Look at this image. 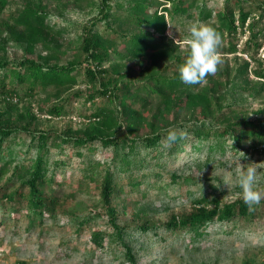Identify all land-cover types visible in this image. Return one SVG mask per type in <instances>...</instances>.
I'll list each match as a JSON object with an SVG mask.
<instances>
[{
    "label": "trees",
    "instance_id": "obj_1",
    "mask_svg": "<svg viewBox=\"0 0 264 264\" xmlns=\"http://www.w3.org/2000/svg\"><path fill=\"white\" fill-rule=\"evenodd\" d=\"M45 1L22 0L6 12L10 0H0V235L7 219L22 209L27 228L56 217L60 203L74 194L66 193L64 181L57 178L67 164L62 156L70 151L68 157L83 162L81 178L98 188L97 203L82 215L72 213L71 219L89 230L93 247L115 243L121 249L120 264H139L130 237L157 225L144 218L143 206L133 216L134 225L120 220L117 200L127 204L125 189L139 190L148 172L162 166L163 150L171 156L187 141L194 153L205 147V157L194 160L198 169L214 151L227 147L264 154V100L252 111L255 116L233 106L264 93V58L256 56L264 41V0H220V6L210 0H87L97 12L80 24L73 47L65 39L68 27L57 21L68 6L54 0L55 13L48 6L53 0ZM100 22L103 32L96 28ZM201 24L220 34L234 62L222 58L206 83L188 85L167 64L183 62L187 49L180 44L190 38L186 27ZM176 25L182 32L170 34ZM238 32L247 34L241 51L248 58L236 54ZM10 50H21L22 56L10 57ZM80 76L84 88L74 91ZM71 96L92 108L78 126L41 128V117L70 116L66 101ZM170 130L187 135L165 148ZM100 149L106 159L96 158ZM191 179L171 173L172 182L189 184ZM22 199L24 204L16 205ZM193 202V210L173 214L166 228L190 232L195 239L211 222L249 221L258 212L257 204L250 207L238 197L222 201L203 194ZM99 219L103 221L96 224Z\"/></svg>",
    "mask_w": 264,
    "mask_h": 264
},
{
    "label": "rangeland",
    "instance_id": "obj_2",
    "mask_svg": "<svg viewBox=\"0 0 264 264\" xmlns=\"http://www.w3.org/2000/svg\"><path fill=\"white\" fill-rule=\"evenodd\" d=\"M22 0H10L6 12L13 10ZM56 1V0H55ZM54 0L49 3L52 12ZM68 6L64 16L57 19L58 25H66L68 33L65 35L67 44L71 47L77 43L80 32V24L86 22L97 10L89 6L88 1L61 0ZM47 2L48 1H45ZM71 2V3H70ZM210 5L220 6V0H210ZM249 8V5H246ZM54 20V19H53ZM56 20V19H55ZM189 27V28H188ZM190 25L186 31H190ZM100 31H105V24L100 22L96 26ZM188 28V29H187ZM179 25L170 27V34L180 33ZM182 32V31H181ZM246 33L236 35L238 52L243 58L250 57L241 51L244 46ZM189 38L181 41L182 50L188 47ZM225 40L219 47V55L232 64L234 54L226 51ZM9 56H22L21 50H10ZM224 51V52H223ZM264 58V41L257 51V55ZM222 59V64L224 60ZM171 70L177 69L170 62L167 64ZM136 69L134 65L133 70ZM84 88L83 76L78 78L74 91ZM69 94V93H67ZM43 94L37 96L41 101ZM264 100V93L255 99L247 96L242 102L233 104L236 109L246 112L248 116L256 110L260 102ZM37 102L33 101V108ZM154 105V104H153ZM154 107V106H152ZM66 108L72 110L69 117L45 118L41 117L39 125L48 130H62L68 124L76 128L82 114L89 113L91 106L83 103L82 99L71 96L66 101ZM226 111L227 109L224 108ZM251 113V114H250ZM80 114V115H79ZM182 112L180 116H184ZM228 143L230 142L227 141ZM195 145L201 143L194 142ZM204 147V145H202ZM56 152L55 150H53ZM70 151L62 157L67 160L63 173L58 179L64 181L66 193L73 195L64 198L57 207L58 214L55 218H44L43 224L26 227L28 219L25 217V209L19 210L15 217L7 219V227L4 234L0 235V264H120L122 260L121 249L115 243L103 248L93 247L89 242V230L85 227H77L76 221L71 219V214L82 215L98 201V188L95 182L81 178L80 169L83 162L81 158L68 157ZM159 162L161 167L148 172L138 186L139 190L122 193L127 201L124 206L118 201L119 219L134 225L133 216L142 206L145 210L144 218L151 219L157 227L131 235V244L139 264H264V200L257 204L256 218L249 221L240 219L233 223L211 222L205 229V233L192 239V234L184 230L166 228L164 225L173 214L181 215L194 209L193 199L206 194L208 199L214 195L220 196L222 201H229L237 197L240 189L236 186L242 169L248 166L257 168L255 184L264 188V154L255 151L231 150L227 147L224 152L214 151L207 162L200 169L195 167L194 160L197 157L204 158L206 149L198 153L190 148V142L184 149L176 154L168 156L167 150L162 151ZM96 158L106 159L103 150L95 153ZM188 174L191 176L189 184L181 180L172 182L171 173ZM60 173V172H59ZM137 173V172H136ZM157 174V176L155 175ZM138 177V176H137ZM139 178V177H138ZM148 180V181H146ZM81 183V188L78 183ZM119 183L125 185L126 180L120 177ZM72 190V191H71ZM137 203V204H136ZM24 200H19L16 205H23ZM73 211V212H71ZM243 219V218H242ZM103 220H96L100 224ZM78 228V229H77Z\"/></svg>",
    "mask_w": 264,
    "mask_h": 264
},
{
    "label": "clouds",
    "instance_id": "obj_3",
    "mask_svg": "<svg viewBox=\"0 0 264 264\" xmlns=\"http://www.w3.org/2000/svg\"><path fill=\"white\" fill-rule=\"evenodd\" d=\"M187 44L185 59L177 66L179 79L188 85H202L206 83L207 76L214 74L217 66L222 62L218 51L221 46V36L211 26L192 25ZM186 135L185 132L167 131L163 147L170 148L178 138L184 139ZM257 171L255 166L242 169L236 185L240 189L237 197L250 207L264 200V188L255 184Z\"/></svg>",
    "mask_w": 264,
    "mask_h": 264
}]
</instances>
